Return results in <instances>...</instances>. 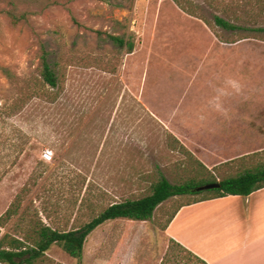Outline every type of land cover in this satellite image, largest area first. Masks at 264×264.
I'll return each instance as SVG.
<instances>
[{"label": "rangeland", "instance_id": "obj_1", "mask_svg": "<svg viewBox=\"0 0 264 264\" xmlns=\"http://www.w3.org/2000/svg\"><path fill=\"white\" fill-rule=\"evenodd\" d=\"M177 1L194 15L174 0H0V217L20 203L1 236L39 223L78 228L151 194L162 177L205 175L198 162L218 180L264 164V142L239 139L248 126L221 118L264 105V34L215 26L220 16L256 29L264 14L252 17L249 0ZM42 44L56 87L41 77ZM209 193L172 198L146 223H105L88 236L82 264H199L163 230ZM78 263L53 245L34 264Z\"/></svg>", "mask_w": 264, "mask_h": 264}, {"label": "trees", "instance_id": "obj_2", "mask_svg": "<svg viewBox=\"0 0 264 264\" xmlns=\"http://www.w3.org/2000/svg\"><path fill=\"white\" fill-rule=\"evenodd\" d=\"M174 1L181 6L177 0ZM249 2L257 5L258 7V13L253 12L252 17L264 14V0H249ZM181 7L188 14L194 15L192 11L185 9L183 5ZM8 16L11 18L14 25H16L20 20L14 12H8ZM241 19V17H237V21ZM215 26L226 31L237 33L258 32L264 34V27L249 29L220 16L215 17ZM108 37L118 47L123 48L126 46L129 53L133 51V43H127L123 37L116 35H108ZM49 56L50 53L46 50L45 45L42 44L40 47V60L42 64L41 77L45 84L51 87H56L58 84V77L49 60ZM173 138L180 144L175 137ZM180 147L181 150L190 154L182 144ZM198 165L204 169L205 175L202 174L199 178L194 177L181 184H172L169 180L162 177L157 182L152 184L151 194L138 199H128L121 202H114L98 214L94 215L90 221L78 228L61 231L53 229L43 223H39L30 235L18 233L16 234L17 236H12L9 233L1 236L0 230V263L34 264L41 259L53 245H58L70 257L77 259L79 261L78 264H82L84 245L88 236L98 227L107 222L119 219L138 222L150 221L153 219L156 210L166 201L172 198L187 195H203L202 193L205 191H197V189L208 184L219 183L220 187L217 189L206 190L211 193L186 204H193L206 199L231 195L248 196L251 193L264 188V164L258 165L255 168L244 169L235 176H229L220 180H218L213 171L209 170L204 164L198 162ZM17 201L19 202V197L16 202ZM16 202L13 203L0 217V229L5 227L7 222L18 214L20 203ZM174 215L175 213L172 214L168 223L172 220ZM171 243L180 250L184 251L197 263L206 264L189 251L183 249L180 245L173 241ZM166 261L167 258L163 260V263Z\"/></svg>", "mask_w": 264, "mask_h": 264}, {"label": "crops", "instance_id": "obj_3", "mask_svg": "<svg viewBox=\"0 0 264 264\" xmlns=\"http://www.w3.org/2000/svg\"><path fill=\"white\" fill-rule=\"evenodd\" d=\"M241 110L230 108L221 113V118L236 119L248 126L240 133L244 139H239L264 142V105ZM174 213L163 235L204 263L264 264V188L248 196L185 204Z\"/></svg>", "mask_w": 264, "mask_h": 264}, {"label": "water", "instance_id": "obj_4", "mask_svg": "<svg viewBox=\"0 0 264 264\" xmlns=\"http://www.w3.org/2000/svg\"><path fill=\"white\" fill-rule=\"evenodd\" d=\"M220 187L219 183H214V184H208V185H204L202 187H199L197 189V191H206V190H211V189H217Z\"/></svg>", "mask_w": 264, "mask_h": 264}, {"label": "built area", "instance_id": "obj_5", "mask_svg": "<svg viewBox=\"0 0 264 264\" xmlns=\"http://www.w3.org/2000/svg\"><path fill=\"white\" fill-rule=\"evenodd\" d=\"M43 159L45 161H52L53 160V151L52 150H49V149H46L44 152H43Z\"/></svg>", "mask_w": 264, "mask_h": 264}]
</instances>
